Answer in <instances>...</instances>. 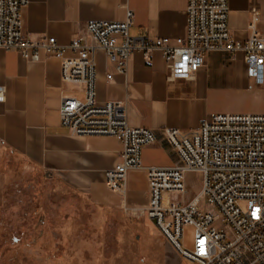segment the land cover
<instances>
[{
  "label": "built area",
  "instance_id": "built-area-1",
  "mask_svg": "<svg viewBox=\"0 0 264 264\" xmlns=\"http://www.w3.org/2000/svg\"><path fill=\"white\" fill-rule=\"evenodd\" d=\"M254 0L247 25L248 39H234L230 0H188L187 33L170 45L169 38L134 37L135 13L123 22L89 21L95 44L82 37L61 45L56 38L28 39L23 35V11L31 0H0V49L16 50L28 61L41 53L60 61L64 83L75 92L62 97L59 130L72 138L109 136L123 145L116 163L105 170L107 188L120 198L125 214L154 223L176 253L189 264H264V114H212L194 130L132 127L127 102L99 105L96 100V52L103 50L119 74L127 75L135 52L147 62L160 51L172 81H190L211 52L241 53L247 76L264 84V30L261 2ZM113 75L107 79L112 80ZM6 87L0 86V101ZM161 146L173 161L167 167H144L143 149ZM142 171L149 202L127 203L128 176ZM197 172L202 190L189 201L186 173ZM186 227L194 229L192 248L182 241Z\"/></svg>",
  "mask_w": 264,
  "mask_h": 264
},
{
  "label": "crops",
  "instance_id": "crops-1",
  "mask_svg": "<svg viewBox=\"0 0 264 264\" xmlns=\"http://www.w3.org/2000/svg\"><path fill=\"white\" fill-rule=\"evenodd\" d=\"M253 2L230 0V28L237 41L248 39ZM260 2L262 15L264 2ZM187 7L188 0H31L23 11V35L32 40L53 37L61 45L82 37L95 44L87 31L89 21L123 22L131 10L135 13L132 36L169 38L175 46L176 39L187 33ZM40 53L41 60L33 62L16 50L0 49V86L6 87L5 100L0 101V154H15L65 180L104 212L121 209L120 198L105 184V170L118 160L122 143L109 136L72 138L59 130L62 97L75 92L62 79L60 61ZM108 75H113L112 80ZM253 85L264 90V84L256 85L247 76L241 53L234 58L211 52L193 80L172 81L160 51L152 53L151 62L135 52L127 75L116 71L103 50L96 52L97 103L127 102L132 127L197 129L213 114L214 90ZM142 164L167 167L173 161L161 146L151 145L143 149ZM148 202L145 173L130 172L127 203L144 206ZM141 222L152 236L161 237L154 223Z\"/></svg>",
  "mask_w": 264,
  "mask_h": 264
},
{
  "label": "rangeland",
  "instance_id": "rangeland-1",
  "mask_svg": "<svg viewBox=\"0 0 264 264\" xmlns=\"http://www.w3.org/2000/svg\"><path fill=\"white\" fill-rule=\"evenodd\" d=\"M264 28V6L262 11ZM213 114H263L264 90H214ZM189 201L202 190L186 173ZM122 209L104 212L65 180L15 154H0V264H189L164 237L152 236ZM194 229L182 244L192 248Z\"/></svg>",
  "mask_w": 264,
  "mask_h": 264
}]
</instances>
